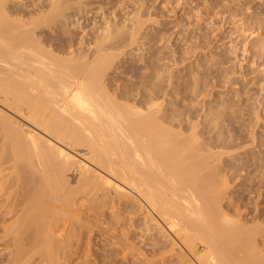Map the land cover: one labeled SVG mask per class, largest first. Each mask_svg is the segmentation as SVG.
Instances as JSON below:
<instances>
[{
  "label": "bare ground",
  "instance_id": "obj_1",
  "mask_svg": "<svg viewBox=\"0 0 264 264\" xmlns=\"http://www.w3.org/2000/svg\"><path fill=\"white\" fill-rule=\"evenodd\" d=\"M12 1L0 0V105L20 120L0 107V144L6 147L0 146V219L9 213L17 215L6 226L3 238L16 248L18 259L25 246L47 248L51 261L73 248L69 246L80 230L78 213L83 209L84 196L78 193L103 190L94 173L90 175L92 168L81 167L85 171L78 175L77 186L69 184L73 180L70 161L75 159L69 149L85 146L88 157L121 178L198 264H264L255 243L261 231L250 233L252 227L243 218L248 213L241 210L246 204L250 208L245 198L251 197L239 194L235 203L225 200L230 179L220 176L227 169L219 162L220 156L214 155L196 130L185 135L174 129L170 109L155 101L156 94L147 110L138 104L143 90L135 101L134 95L117 100L122 91L112 93L113 86L105 79L113 56L105 54L95 58L100 62H89L94 50L105 47L103 40L113 37V29L102 41L95 39L96 49L90 52L84 50L86 40L76 47L74 38L57 40L49 33L50 23L63 32L66 20L80 23L79 14L67 10L81 9L88 0L35 2L36 10H22L21 5L17 10ZM68 46L73 50H67ZM255 190L254 185L248 188L249 194ZM150 215L147 223L157 230L160 226Z\"/></svg>",
  "mask_w": 264,
  "mask_h": 264
},
{
  "label": "rangeland",
  "instance_id": "obj_2",
  "mask_svg": "<svg viewBox=\"0 0 264 264\" xmlns=\"http://www.w3.org/2000/svg\"><path fill=\"white\" fill-rule=\"evenodd\" d=\"M35 2L40 5L50 0H13L12 4L14 8L21 5L22 10H36ZM85 6L84 3L81 9L67 10L77 12L81 22L66 20V32L51 28L55 23L46 25L51 26L48 31L53 39L71 42L68 38H74L78 47L85 40V44L95 43V39L102 41L113 29V37L103 40L105 47L91 51L89 62H100L95 58L105 54L113 56L105 79L107 85L113 86L112 93L122 91V97L116 95L117 100L126 101L123 97L134 95L135 101L143 90L138 104L147 110L156 94L155 101L170 109L174 129L185 135L196 130L214 155L220 156L219 162L227 168L220 176L230 179L225 200L235 203L239 194L252 198H245L250 208L246 204L241 210L248 213V218H243L252 227L250 233L261 231L255 243L264 257V0H88ZM83 15L87 17L81 18ZM94 43L86 44L88 48L84 50L90 52L96 47ZM0 107L18 117L12 110ZM69 151L75 157L71 165L76 164L72 165L70 186H77L81 172L92 168L90 175H96L93 178L99 179L98 185L109 196L99 189L96 194L78 193L84 196L83 209L78 213L80 230L72 237L71 251H61L52 261L47 248L26 246L22 259H18L16 248L7 243L8 239L5 241L4 234L17 215L9 213L2 217L0 264H189L190 260L192 264L199 263L171 230L158 223L155 215L151 216V208H144L140 197L121 178L88 157L85 146ZM250 185L257 188L251 194ZM148 215L159 224L157 230L150 229Z\"/></svg>",
  "mask_w": 264,
  "mask_h": 264
}]
</instances>
